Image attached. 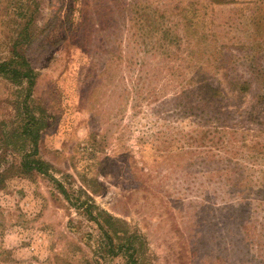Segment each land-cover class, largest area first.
<instances>
[{"label": "rangeland", "instance_id": "rangeland-1", "mask_svg": "<svg viewBox=\"0 0 264 264\" xmlns=\"http://www.w3.org/2000/svg\"><path fill=\"white\" fill-rule=\"evenodd\" d=\"M18 52L0 264H264V0H0Z\"/></svg>", "mask_w": 264, "mask_h": 264}, {"label": "trees", "instance_id": "trees-1", "mask_svg": "<svg viewBox=\"0 0 264 264\" xmlns=\"http://www.w3.org/2000/svg\"><path fill=\"white\" fill-rule=\"evenodd\" d=\"M211 3H213L214 5H222L225 3H229L232 0H209ZM178 5L176 4V8L178 9ZM169 12V10L167 9V6L165 5V7L163 9L159 8V9H155V10H151V7H148L147 10H145V16L146 19L148 21L149 24L153 25L152 27L156 26V24H158L157 26H160L162 24V22H165L166 19V14ZM164 19L161 23L160 20ZM76 24V22H74ZM73 24V23H72ZM161 30L162 33L165 34H169V31L165 30V27H163L162 29L159 28V31ZM164 48H166V45L163 46ZM15 56H13L12 58L5 60V61H0V75H6L12 79H16V80H21L23 78H26L29 82V85L31 88L34 87L35 85V80H36V73L35 70L33 69V67L31 66L30 62L27 60V58L25 56H23V54L21 53H17L14 54ZM208 106L211 107V105L208 104ZM200 126V125H199ZM198 129V128H197ZM196 130V129H195ZM201 130V129H200ZM206 133L210 132V129H206L205 130ZM41 164H44L43 161H41L40 159H34L33 161H26L25 162V166L28 171L31 170H38L40 172H46L45 169H43L41 166ZM246 179L247 178H252V175H248L246 174V171H242L241 172V179ZM257 182V181H256ZM255 182V183H256ZM250 184V183H249ZM251 186V184H250ZM248 185H242V190L245 193H247L248 191H252V187H250ZM64 193L66 192L65 190L63 191ZM66 194V193H65ZM239 205H242V202L238 203ZM248 205V204H246ZM261 206L264 207V204L262 203V205H260V203H255V206ZM257 206V207H258ZM106 235L111 238V235L109 232L106 233ZM112 241V239H111ZM127 247L126 245H119L118 248H124ZM113 250V249H112Z\"/></svg>", "mask_w": 264, "mask_h": 264}]
</instances>
